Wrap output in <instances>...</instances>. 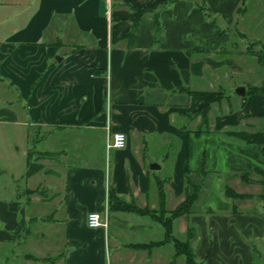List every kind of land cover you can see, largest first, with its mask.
I'll return each instance as SVG.
<instances>
[{
    "label": "crops",
    "instance_id": "crops-1",
    "mask_svg": "<svg viewBox=\"0 0 264 264\" xmlns=\"http://www.w3.org/2000/svg\"><path fill=\"white\" fill-rule=\"evenodd\" d=\"M249 1L0 0V264H186L156 217L187 171L203 186L174 238L194 231L197 264H264V146L233 135L264 134ZM188 91L224 95L204 121ZM110 190L156 217L112 210Z\"/></svg>",
    "mask_w": 264,
    "mask_h": 264
},
{
    "label": "trees",
    "instance_id": "trees-1",
    "mask_svg": "<svg viewBox=\"0 0 264 264\" xmlns=\"http://www.w3.org/2000/svg\"><path fill=\"white\" fill-rule=\"evenodd\" d=\"M170 2H174L176 0H168ZM152 11L151 8H143L136 10V17L134 18V22L137 21L140 17L145 15L146 13ZM264 54V52L262 53ZM261 54V52L258 53V58L261 64L264 67V56ZM249 91L251 93H259L264 98V86L262 87H251L249 88ZM189 94L194 96L196 99H199L203 102V105L199 111V114L202 115L203 120L206 121L207 113L210 109V105L218 100H220L223 97L222 92H191L188 91ZM234 136H237L244 140L247 143H258L264 146V134H244V133H234ZM42 169V166L32 162L30 155L28 156V167L25 176L31 177L35 175L37 172H39ZM205 175L204 172H186V181H187V194L185 200L174 210L170 213V216L165 217L166 211L162 209L161 215L159 217H156V215L147 210V209H141L135 205L128 204L124 202L123 200L119 199L115 192L111 191L109 192V206L114 211H133L137 213H148L151 214L153 217H156L158 220L161 221L164 229H165V240L156 244H164L166 242H172L175 247V254L172 260V263L174 260L180 256L184 255L186 257V264H197L194 256V252L189 244V239H191L194 236V231L189 230L186 241H181L172 235V222L174 219L190 214L193 211L194 203L199 197V193L203 186V176ZM226 194L229 197H237L236 194H234L230 190H226ZM162 201H163V194H162Z\"/></svg>",
    "mask_w": 264,
    "mask_h": 264
},
{
    "label": "built area",
    "instance_id": "built-area-1",
    "mask_svg": "<svg viewBox=\"0 0 264 264\" xmlns=\"http://www.w3.org/2000/svg\"><path fill=\"white\" fill-rule=\"evenodd\" d=\"M108 128V127H107ZM109 129V128H108ZM127 137L124 133H108L105 149L109 153L111 150H121L126 148ZM87 226L92 229L96 228H108L107 217L103 218L99 212H90L87 215Z\"/></svg>",
    "mask_w": 264,
    "mask_h": 264
},
{
    "label": "rangeland",
    "instance_id": "rangeland-1",
    "mask_svg": "<svg viewBox=\"0 0 264 264\" xmlns=\"http://www.w3.org/2000/svg\"><path fill=\"white\" fill-rule=\"evenodd\" d=\"M246 6L247 8H249V13H248L249 15L244 23L245 29H248L251 33H255L257 36H260V37L262 36L264 39V11L261 13H258V11H256L257 6L255 4V1L253 2L252 0L249 1L246 4ZM261 69H262V72L264 73V67L261 66ZM34 133H35V130H34ZM109 156L110 155L108 153V158Z\"/></svg>",
    "mask_w": 264,
    "mask_h": 264
}]
</instances>
